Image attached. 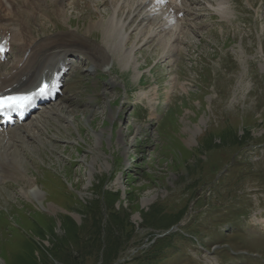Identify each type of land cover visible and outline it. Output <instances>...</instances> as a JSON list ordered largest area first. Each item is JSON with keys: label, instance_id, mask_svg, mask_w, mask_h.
I'll use <instances>...</instances> for the list:
<instances>
[{"label": "rangeland", "instance_id": "374dc122", "mask_svg": "<svg viewBox=\"0 0 264 264\" xmlns=\"http://www.w3.org/2000/svg\"><path fill=\"white\" fill-rule=\"evenodd\" d=\"M70 2L67 19L33 24L38 35L81 34L112 12L103 0ZM196 2L173 58L152 42L128 68L114 54L108 65L94 44L103 45L99 28L92 56L68 36L88 56L63 100L23 124L31 137L0 141L16 161L0 175V264L43 255L65 264L53 256L69 247L64 219L86 227L90 245L86 207L102 191L119 192L114 207L133 226L114 264H145L159 248L156 264H264V0H230L227 20ZM153 208L150 224L143 215ZM101 213L106 222L105 205Z\"/></svg>", "mask_w": 264, "mask_h": 264}, {"label": "bare ground", "instance_id": "6f19581e", "mask_svg": "<svg viewBox=\"0 0 264 264\" xmlns=\"http://www.w3.org/2000/svg\"><path fill=\"white\" fill-rule=\"evenodd\" d=\"M69 1L70 0H0V43L3 41L6 43L11 42V45L9 46L12 48V53L14 46L18 48L19 53L23 48L26 50L31 48L28 51H30V55H33L34 59L39 55H46V53L61 55L64 57V61L61 63L62 66L60 72L65 68L70 67L74 60L67 61L69 55L75 53L86 55L87 52V50L81 48L82 45H74L75 41H77V37L74 35L68 37L70 33L65 37H61L60 34H46L38 39L32 26L28 23L30 20L34 21L35 19L31 18V15H37L38 18H40L38 21L41 22L45 19L49 20L50 13L46 10H50V8L55 10L56 16L59 17V19H67L64 9ZM82 1L85 2L87 7H91V2H89V0ZM181 1L103 0L105 6L112 9L110 17L92 23V26L83 32L84 35H81L82 37L85 36V38L77 39L83 41V45L87 43L89 44H87V46L94 51L90 56L99 53L98 51L101 50L100 53L104 54L100 55V57L105 62L108 55L110 57L108 65L110 62H113L115 57H118L122 62H125L124 67L128 68L141 45V43L137 42L139 39L141 42H146L148 44L155 42L159 47L158 50L163 56L167 55L169 58H172L175 55L174 53L182 51L179 49V44L182 41V36L186 34V28L184 27L186 24V16L184 17V15L190 16L191 13V10L187 5L183 4ZM229 1L230 0H220L216 6L211 5V7L213 11L219 14L223 19L229 18L231 14H233ZM10 17H13L11 22ZM10 25L16 27V30L13 29L12 37L9 34L11 32ZM128 25L134 26L133 31L135 32V40L129 47H127V43L132 40V32L130 33V30L127 31ZM95 27H97V29L99 28L103 34V45L97 44L98 46H96L98 51H96L95 45L92 44L91 41H88L90 40L89 38ZM113 54L115 57H113ZM17 64L18 60L16 65L11 68V71L16 68ZM137 64L139 63L137 62ZM137 66L138 65L135 66L136 70ZM55 69L56 67H54L52 71ZM29 72L30 70L28 69H18L15 73L17 78L14 79V75H8L9 73L2 74V76H0V96L8 93V90L12 93H22L33 89L36 86V83L40 80L41 75L34 80H31L30 83H20L22 82L21 78L27 76ZM13 82L15 85H12ZM60 84L61 82H58L56 87H59ZM64 85L65 84L63 83V86ZM59 96L60 95L57 94L56 99H59ZM14 127H17L18 129L10 131L9 133L2 132L0 133V138L4 137L2 140H5V137L9 136L8 140L14 141L15 139H21L19 133H24L27 136L30 135V137L32 136L29 133L30 131L25 128V125H15ZM11 160L16 162L13 158ZM11 160L8 152L0 151V164L2 165L0 168L1 176L7 173L8 170L6 169V166L11 164Z\"/></svg>", "mask_w": 264, "mask_h": 264}, {"label": "trees", "instance_id": "16d2710c", "mask_svg": "<svg viewBox=\"0 0 264 264\" xmlns=\"http://www.w3.org/2000/svg\"><path fill=\"white\" fill-rule=\"evenodd\" d=\"M119 199V192L102 191L99 200L91 204V206L86 207V217L91 221L92 226L89 234L90 241L92 242L90 243L91 246L89 244L87 245L85 240L82 241L81 239V235L86 230V227L78 228L70 218H65L64 224L69 229L66 232L65 242L68 243L69 247L66 246L68 249L64 251V245L57 246V251L53 253V256L62 260L65 264H83L85 259L92 257L96 261L101 260L102 264H114L134 236L133 226L128 222L127 215L116 211L114 207ZM103 205L106 206L108 214L106 222H104L105 218L101 213ZM156 213L160 212L155 210V208L145 213L143 215L144 221L151 224L157 218ZM178 220L180 221V219H177L175 222L178 223ZM70 246L74 247L73 249L76 255L73 254V250H70ZM163 252L164 250L162 248H159V250L153 253L149 252L148 254L147 252L145 264H156ZM29 258L31 260L30 264H50L48 257L45 255L42 256L41 262H38L36 258Z\"/></svg>", "mask_w": 264, "mask_h": 264}, {"label": "snow or ice", "instance_id": "6c2138e0", "mask_svg": "<svg viewBox=\"0 0 264 264\" xmlns=\"http://www.w3.org/2000/svg\"><path fill=\"white\" fill-rule=\"evenodd\" d=\"M0 51H2V49H0ZM49 91L50 86L49 84L45 83L40 88L39 92L33 95H11L0 97V116L4 115L5 113L10 114L12 112H23L33 104L36 96L47 95Z\"/></svg>", "mask_w": 264, "mask_h": 264}]
</instances>
